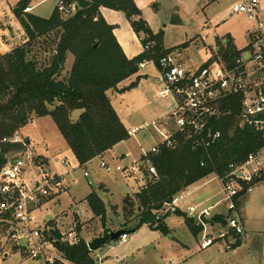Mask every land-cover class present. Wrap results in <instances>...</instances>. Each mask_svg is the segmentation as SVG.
Wrapping results in <instances>:
<instances>
[{
  "label": "trees",
  "instance_id": "1",
  "mask_svg": "<svg viewBox=\"0 0 264 264\" xmlns=\"http://www.w3.org/2000/svg\"><path fill=\"white\" fill-rule=\"evenodd\" d=\"M64 2L75 3L77 8L72 14L63 15L54 7L48 17H42L21 13L25 0H19L16 5L15 15L22 30L20 43L0 52V167L7 152L22 148L21 144L4 142L3 138L19 131L34 117L44 115L52 117L78 165L101 157L129 136L108 92L117 90L122 81L136 74L140 63L152 61L157 67L158 59L170 51L162 46V32L151 30L133 0ZM101 7L124 12L134 31L144 34V49L140 54L126 57L113 34V26L101 15ZM40 38L43 39L38 41ZM217 43L215 59L229 63L239 56L240 50L235 47L231 36H224ZM35 44L41 45L42 62L30 56ZM68 54L73 57L72 65L67 74H62ZM239 105V96L227 97L219 103V114L210 119L209 128L219 130L221 136L206 149L196 146V138L185 130H177L172 135L175 139L173 146L161 144L157 152L141 156V161L149 162L155 173H149L146 165L141 166L144 182L137 195L133 198L127 195L123 202V217H135L124 233L146 224L169 234L164 220L172 212L160 214L165 203L210 174L222 176L228 163L243 160L248 153L264 146L260 131L240 126ZM75 110H79V114L72 119ZM202 159L203 165L200 164ZM244 196V191L239 193L235 198L236 206ZM86 202L93 217H98L104 226L106 207L103 200L95 192H90ZM173 214L184 216L194 236L202 231L200 222L179 209L174 208ZM226 218V215L216 213L209 223L225 225ZM53 234L58 239L55 247L68 262L97 264L83 239L68 244L59 240L57 231ZM241 242L240 235L234 236L231 249Z\"/></svg>",
  "mask_w": 264,
  "mask_h": 264
},
{
  "label": "rangeland",
  "instance_id": "2",
  "mask_svg": "<svg viewBox=\"0 0 264 264\" xmlns=\"http://www.w3.org/2000/svg\"><path fill=\"white\" fill-rule=\"evenodd\" d=\"M18 1L0 0V51H7L20 43L22 30L15 15ZM28 1L34 6L31 13L42 17H48L58 3V0ZM137 1L135 4L140 15L151 30L154 33L162 32L163 48L170 50L168 53L178 54L185 66H198L209 57L214 58L217 41L227 35L231 36L238 50L243 49L247 44L249 32L256 26L254 20L245 14L231 11V0ZM263 4L264 0H261L260 9ZM101 14L113 25L114 30L122 33L128 55L126 57L133 58L143 51L144 34L134 31L131 20L124 12L103 8ZM262 15L264 16V11ZM30 56L42 62L41 45L35 44ZM72 61V55L68 54L62 74H67ZM144 62L145 65L139 67L132 77L122 81L117 90L109 91L111 104L127 131L150 123L168 108L167 101L156 97V92L161 88L158 68L152 61ZM78 114L79 110L73 111L72 119H76ZM18 132L22 138L29 140L28 147L35 155L43 156L50 172L64 173L74 168L72 176L75 177L76 183L60 195L43 202L35 216L40 218L46 213L52 214L56 219L52 220L50 225L59 226L61 230L74 228L77 241L83 239L86 243L104 234V229L110 232L125 229L134 223V216L129 217L128 223L125 222L129 218L123 217L122 206L127 195L133 198L139 192L144 182L142 172L133 176L114 170L106 172L99 166L100 159L95 158L86 165L89 172L87 178L91 181V185H88L87 178L83 177L77 167L73 153L51 116L34 117ZM160 139L152 128L139 130L115 147L117 155H124L123 158L101 159L128 165L134 160L139 161ZM17 153L7 152L4 155V164L11 161ZM64 158L69 161V165L63 166L60 163ZM90 192H95L105 204L104 226L98 217H93L86 202V196ZM223 196L216 176L210 174L179 193L178 206L195 221V218L188 214V207L192 206L198 211L210 203L221 201ZM240 204L235 207V211H228L225 202H218V205L209 209L208 219L215 213L239 217L240 208V211H243V229L249 238V245L226 249L225 242L218 240L206 248H201V232L194 236L186 225L184 216L170 213L164 220L169 234L144 224L133 232L125 233V243H112L111 248L101 246L93 251L92 255L99 258H95L97 264H165L170 259L176 261V264H258L264 257V181L257 183ZM160 214H163V211H160ZM216 229L207 228L213 234H216ZM0 235H3L1 228ZM7 250V257L2 254L3 264H45L43 260L32 259L23 252L14 251L16 248Z\"/></svg>",
  "mask_w": 264,
  "mask_h": 264
},
{
  "label": "built area",
  "instance_id": "3",
  "mask_svg": "<svg viewBox=\"0 0 264 264\" xmlns=\"http://www.w3.org/2000/svg\"><path fill=\"white\" fill-rule=\"evenodd\" d=\"M21 7V13H31L33 5L28 0ZM231 11L243 13L254 20L256 26L248 34L246 46L239 56L226 63L221 59L209 57L200 65L185 66L178 54L167 53L158 59L161 88L156 92L159 100L167 101V111L152 120L128 131L133 136L139 130L152 128L161 138L149 152H157L161 144L173 146V133L185 130L194 136L195 145L206 147L221 136L219 130L212 131L210 119L219 114V103L227 97L239 96L237 117L240 126L251 127L262 133L264 138V20L259 17L260 0H231ZM18 7V6H17ZM63 15L75 11V3L58 0L55 6ZM140 63L139 67H143ZM4 142L21 144L17 155L6 162L0 170V246L4 249L16 248L27 257L43 260L45 264H71L55 247L54 231L59 240L68 244L77 242L74 228L61 230L50 225L52 218L46 214L40 218L35 212L41 204L65 192L76 183L72 176L74 168L67 172H50L47 162L41 155H35L28 147L29 141L22 138L18 131ZM146 154V153H145ZM144 154V155H145ZM206 157H208L206 155ZM120 158V157H114ZM45 161V162H44ZM63 166L69 165L67 159H61ZM204 164V159L200 161ZM146 165L149 173H155L154 167L144 161H132L128 165L100 159L99 166L106 172L117 171L127 176L141 173V166ZM84 178L89 176L86 164L77 166ZM222 187L223 198L228 211H235V198L244 191V195L253 191V187L264 181V146L250 152L240 161L228 163L222 176L215 175ZM86 182L91 185L87 178ZM243 184L246 185L244 188ZM178 195L164 204L161 211L172 212L177 207ZM210 208L196 210L188 207V214L202 224L200 247L206 248L218 240H223L226 249H231L234 236H242L244 229L238 216L226 218L225 225L203 223L201 217L208 219ZM210 219V218H209ZM214 225V226H213ZM217 228L216 234L207 228ZM127 241L123 233L118 238L102 246L111 248L112 243L121 245ZM96 259L95 255L93 256ZM170 259L165 264H176ZM264 264V258L258 263Z\"/></svg>",
  "mask_w": 264,
  "mask_h": 264
},
{
  "label": "crops",
  "instance_id": "4",
  "mask_svg": "<svg viewBox=\"0 0 264 264\" xmlns=\"http://www.w3.org/2000/svg\"><path fill=\"white\" fill-rule=\"evenodd\" d=\"M134 2H136V4L138 3V1L137 0H134ZM260 2H261V0H260ZM103 8H105V9H110V8H107V7H101L100 8V12H101V9H103ZM114 10V9H113ZM263 11H264V4L262 5V7H261V9H260V11H259V17L262 19V20H264V16L262 15V13H263ZM102 15V14H101ZM103 16V15H102ZM105 19V18H104ZM177 20H179L180 21V19L179 18H177ZM109 23V22H108ZM110 24V23H109ZM112 25V24H111ZM113 26V25H112ZM113 34H114V36H115V38L117 39V41H118V43L120 44V46H121V48H122V50H123V52H124V54H126V56H128L127 55V53H126V50H125V48H124V37H123V35H122V33H120V31H116V30H114V28H113ZM1 48V47H0ZM0 52H5V50L3 49V50H1ZM144 63V65H145V62H143ZM108 95H109V92H108ZM115 109V108H114ZM142 125V124H141ZM29 141V140H28ZM120 143V142H119ZM118 143V144H119ZM118 144H116L115 146H113L111 149H109L108 151H106L101 157H104V158H106V159H113L115 156H118L117 155V153L115 152V147L118 145ZM43 157V156H42ZM101 157H98L99 159H101ZM118 157H120V158H123L124 157V155H121V156H118ZM91 162V161H90ZM90 162H88V163H90ZM77 163V162H76ZM88 163H86V165L88 164ZM77 165H78V163H77ZM244 199V198H243ZM179 201V200H178ZM242 202V201H241ZM216 205H218V201H216V202H213V203H210L209 205H207L206 207H202V208H211V207H214V206H216ZM241 205V204H240ZM243 206V205H242ZM177 209H179L180 211H182L180 208H179V206H178V203H177V207H176ZM201 208V209H202ZM183 212V211H182ZM243 212V211H242ZM242 212L240 211V208H239V219H240V221H241V223H242V225L244 226V216L242 215ZM216 214V213H215ZM220 214V213H219ZM46 215H47V217H49V218H52L53 220L54 219H56L52 214H50V213H46ZM247 233H246V231H245V229H244V232H243V234H242V236H241V238H242V242H241V245H239L238 247H236V248H239V247H241V246H243L244 244H246V245H249V238H248V236L246 235ZM1 249H4V248H2L1 246H0V264H3V256H2V254L5 256V257H7L8 256V252H9V250H7V249H5V250H1ZM251 249V248H250ZM253 250V249H252ZM263 250V249H262ZM14 251H17V250H14ZM251 252V254L253 255V253H252V251H250ZM254 252V251H253ZM255 254V253H254ZM264 258V257H263ZM262 260V259H261Z\"/></svg>",
  "mask_w": 264,
  "mask_h": 264
},
{
  "label": "water",
  "instance_id": "5",
  "mask_svg": "<svg viewBox=\"0 0 264 264\" xmlns=\"http://www.w3.org/2000/svg\"><path fill=\"white\" fill-rule=\"evenodd\" d=\"M76 8H77V6L75 7V9ZM137 194H138V192L136 193V195ZM172 213H173V211H172ZM200 219L203 223L209 222V219H207V218L201 217ZM124 232H125L124 229H118V230L106 232V233L102 234L101 236L95 237L92 241L88 242L87 246H88L89 250L91 252H93V251L97 250L98 248H100L105 243H107L108 241H111V240L118 238Z\"/></svg>",
  "mask_w": 264,
  "mask_h": 264
}]
</instances>
